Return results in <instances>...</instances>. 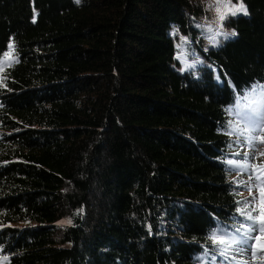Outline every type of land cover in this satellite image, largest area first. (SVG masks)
<instances>
[{
    "label": "trees",
    "instance_id": "16d2710c",
    "mask_svg": "<svg viewBox=\"0 0 264 264\" xmlns=\"http://www.w3.org/2000/svg\"><path fill=\"white\" fill-rule=\"evenodd\" d=\"M243 3L220 39L203 0H0V264L264 263V231L221 255L264 228Z\"/></svg>",
    "mask_w": 264,
    "mask_h": 264
},
{
    "label": "snow or ice",
    "instance_id": "6c2138e0",
    "mask_svg": "<svg viewBox=\"0 0 264 264\" xmlns=\"http://www.w3.org/2000/svg\"><path fill=\"white\" fill-rule=\"evenodd\" d=\"M77 3L80 2V0H76ZM223 0H218V3H222ZM225 8H227V3H225ZM233 9L235 10H232V9H228V12H230L231 15L235 16L237 15L238 13H242L244 15H247L248 14V11H247V7L244 5L243 3V0H238V3L236 5H233L232 6ZM217 12H220V9L217 8ZM227 15V13H224V14H221L220 15V20H224L225 19V16ZM222 26V25H221ZM173 35H175V33H173ZM222 35H224L225 39H227L229 37V35H236V33L233 31L232 33L228 34V33H222ZM244 132L245 130H240L239 131V134L240 135H244ZM256 139V137H252V136H248L246 137V141L248 144L250 145H253V141ZM254 146V145H253ZM229 163H232L231 161H229ZM239 166V165H238ZM246 166V165H245ZM249 191H251V189H249ZM241 215H245L244 212H241ZM249 221H252V225L250 226V229L248 232H246L244 234V238L242 240H236L235 238H233V240L231 242H229L223 249V251L221 252V255L225 257V259H227V251H228V248L232 247V244L235 243V244H243L245 245L246 247L250 248V244H249V241L251 242H255L259 239V236L258 235H252L251 233H256V232H261V231H264V228H257L256 226V218L253 217L251 215V213H248L247 214V217H246ZM63 223V222H62ZM67 223L71 224V220H68ZM261 223H264V221H261ZM213 239V242H217L216 240V237L213 236L212 237ZM220 243H224L223 240L219 241ZM237 251H241L240 248H237L236 249ZM234 259V257H233Z\"/></svg>",
    "mask_w": 264,
    "mask_h": 264
},
{
    "label": "rangeland",
    "instance_id": "374dc122",
    "mask_svg": "<svg viewBox=\"0 0 264 264\" xmlns=\"http://www.w3.org/2000/svg\"><path fill=\"white\" fill-rule=\"evenodd\" d=\"M203 2L205 3L207 10H208V15H209L208 28L210 30V34L212 35L213 38L219 37L220 39H224L225 37L224 35L222 36V33H228L227 24H228L229 19L233 16L230 14V12H228V9L235 10L232 8V6L236 5L238 3V0H223L222 3H218V0H203ZM225 3H227V8H225L224 6ZM217 8L220 9V12H217ZM224 13H227V15L225 16V19L220 20V15ZM191 65L193 64H190V66ZM243 129H244V126L241 125V130Z\"/></svg>",
    "mask_w": 264,
    "mask_h": 264
}]
</instances>
